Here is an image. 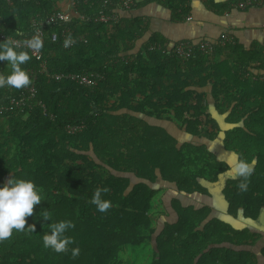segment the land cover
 I'll return each mask as SVG.
<instances>
[{"label": "trees", "instance_id": "obj_1", "mask_svg": "<svg viewBox=\"0 0 264 264\" xmlns=\"http://www.w3.org/2000/svg\"><path fill=\"white\" fill-rule=\"evenodd\" d=\"M109 1L104 7L101 0H79L77 6L91 15L116 8L118 0ZM56 4L0 0V32L25 37L32 19L59 11ZM122 20L111 30L73 17L67 25L87 41L67 49L60 39L65 24L44 25L48 70L97 72V84L38 75L35 100L43 107L33 103L0 112V183L12 175L29 179L41 195L25 217V230L13 229L0 241V264H264V245L253 248L260 234L237 218L239 207L251 219L264 210V81L242 79L237 70L246 63L227 65L224 55L235 52L233 45L215 46L213 60L199 51L182 58L152 35L139 43L147 28L141 17ZM137 43L139 52L130 61L127 54ZM16 50L30 56L25 47ZM36 66L31 56L21 65L25 71ZM10 71L0 60V75ZM17 90L0 88V105ZM213 110L232 126L221 130ZM68 125L81 128L69 133ZM238 161L252 163V172L246 191L239 188L243 176L226 181L227 212L183 203L193 193H207L203 183L217 181ZM105 187L101 198L111 206L100 212L91 200L95 189ZM44 212L50 220H43ZM59 221L74 227L64 232L73 243L58 253L45 248L42 237Z\"/></svg>", "mask_w": 264, "mask_h": 264}, {"label": "crops", "instance_id": "obj_2", "mask_svg": "<svg viewBox=\"0 0 264 264\" xmlns=\"http://www.w3.org/2000/svg\"><path fill=\"white\" fill-rule=\"evenodd\" d=\"M144 1L140 0L137 7L132 10L117 9L122 18L139 16L147 22V28L143 33L142 41L139 43L146 41L152 35L153 39L159 41V45L162 43L168 51H173L174 46L179 41L187 42L192 47H196L200 42H208L214 50L215 46L233 45L236 48L235 52L228 49L227 54L224 55L229 60L227 65L234 68L235 64L246 63L248 64L247 67L237 70L238 75L242 79L263 81L260 74L264 73V70L259 69L261 64H259L257 56H262L261 61L264 63V6H250L240 9L236 5L239 0H148V3L141 4ZM54 7L63 9L66 7V2L57 0ZM223 35L232 38L233 42L223 45L221 43ZM139 46L137 43L134 49L128 52L127 55H130L131 58L128 60H134ZM213 55L214 51L211 55L205 56H209L213 60ZM213 113L216 115L221 130H224L223 127L232 126V124L224 123V117L220 116L216 110H213ZM155 123L157 122L152 119V124ZM165 125L175 129V124L173 125L168 121L165 122ZM217 140L212 142V149L218 145ZM218 152L225 158L235 160L234 155L226 154L222 148H219ZM231 171H234V166ZM213 197L212 202L219 206L214 207V209L220 212L226 210L227 204L223 201L221 203L217 196L214 195ZM239 214L241 215V209L238 210L237 217L240 224L260 234L258 243L253 248H259V243L264 245V225L257 223L254 219L243 218ZM228 220L233 221L231 218ZM258 257L261 256L258 255Z\"/></svg>", "mask_w": 264, "mask_h": 264}, {"label": "built area", "instance_id": "obj_3", "mask_svg": "<svg viewBox=\"0 0 264 264\" xmlns=\"http://www.w3.org/2000/svg\"><path fill=\"white\" fill-rule=\"evenodd\" d=\"M66 2V7L55 11L43 19L37 20L32 19L30 33L25 37H14L5 35L0 32V41H10L15 48L25 47L30 56L37 62L35 68L27 69L26 72L29 75L31 83L27 86L19 88L16 93L9 97L7 104L0 105V112H8L12 109H21L24 107H31L32 104H40L42 107L44 104L36 99L37 89L35 85V80L38 75H44L54 81L68 80L74 82L80 86L84 87H94L97 84L100 75L97 72H50L47 67V61L43 54V46L45 43L46 33L44 30V25L61 21L64 27L60 31L61 45L63 48H70L76 41L86 42L87 39L84 35H74L70 30V23L73 17L77 16L80 20L92 21L95 23L103 22L108 25L111 30H115L117 27L123 25V20L118 14L117 9L121 10H132L137 7L140 0H118L116 3V8L110 11L99 10L91 15H86L78 9L77 1L79 0H64ZM82 3H91L93 0H80ZM102 5L105 7L110 5L109 0H101ZM237 7L244 9L250 6H264V0H239L236 3ZM71 38V43L66 47L64 45L65 39ZM39 40L41 46L37 49L31 45ZM228 42H233L232 38L227 35H223L221 38V43L225 45ZM151 48V47H150ZM195 49V50H194ZM173 51L182 58H187L194 53V51H199L205 55H211L214 48L208 42H200L196 47H192L187 42L179 41L175 46ZM264 51V50H263ZM264 81V74L261 76ZM10 86H8L9 88ZM81 126L78 125H68L67 132L74 133L78 131Z\"/></svg>", "mask_w": 264, "mask_h": 264}, {"label": "clouds", "instance_id": "obj_4", "mask_svg": "<svg viewBox=\"0 0 264 264\" xmlns=\"http://www.w3.org/2000/svg\"><path fill=\"white\" fill-rule=\"evenodd\" d=\"M71 38L65 39L64 45L67 47L70 44ZM39 48L41 46L39 40L31 45ZM152 48V47H151ZM30 59V56L25 51H17L12 45V42L4 40L0 41V60L7 61L11 71L7 75H0V88L11 86L19 89L31 83L29 75L21 67ZM236 175L243 176L244 182L239 184L241 191L247 190V177L251 174L252 168L243 161H238L234 165ZM108 188H97L93 192L91 202L97 206V210L105 212L111 206L109 200L101 198V192H107ZM41 202L40 190L37 189L33 181L29 179L19 178L12 175L5 182L0 183V241L9 238L12 235V230H25V217L32 215L33 206ZM43 220H50V214L44 212ZM74 225L71 221H59L49 225L50 232L45 233L42 237L45 248H51L55 252H63L69 244L73 243L71 237L65 236L64 232ZM30 231L34 232V225H30ZM79 254V248L72 249V255Z\"/></svg>", "mask_w": 264, "mask_h": 264}, {"label": "flooded vegetation", "instance_id": "obj_5", "mask_svg": "<svg viewBox=\"0 0 264 264\" xmlns=\"http://www.w3.org/2000/svg\"><path fill=\"white\" fill-rule=\"evenodd\" d=\"M232 169V167H230L228 170H231ZM240 177V176H239ZM239 177H237V179L239 178ZM216 181V180H215ZM204 184V183H203ZM226 188V185L224 186V188L222 189V190H220V191H217V190H213V191H215V192H213L212 193V191H210V190H208L207 188V193H204V192H200V194L199 195H195V193H193V195H190V196H188V197H186V199H184L183 200V203H189V204H194L195 206H200V205H208V206H211V207H217L218 206V204H214L213 202H212V197L215 195V196H217V198L218 199H220V201H221V203H222V201L224 202V203H226L227 205H226V210H227V207H228V202H227V198H226V196H225V194H224V189ZM197 196V197H195V199L196 200H194V199H192V197L193 196ZM213 198H215V197H213ZM219 207V206H218ZM239 209H241L240 207H239ZM238 209V210H239ZM262 209H263V207H262ZM226 210H224V211H226ZM242 210V209H241ZM227 212V211H226ZM239 216H241V217H243V218H248V217H246V216H244L243 214H242V212H241V215L239 214ZM258 216V215H257ZM231 219H233L231 216H229ZM237 217H238V213H237ZM249 219H251V218H249Z\"/></svg>", "mask_w": 264, "mask_h": 264}, {"label": "water", "instance_id": "obj_6", "mask_svg": "<svg viewBox=\"0 0 264 264\" xmlns=\"http://www.w3.org/2000/svg\"><path fill=\"white\" fill-rule=\"evenodd\" d=\"M223 128L225 129V127H223ZM249 165H250V167L253 166L252 163H249ZM239 176L240 175H236L235 171L228 170L224 174H222L217 179V181H205L204 186L210 191H213V190L220 191L224 188V186L226 185V181L228 179H236ZM254 221H256L259 224L264 225V210L263 209H261L259 211L258 216L254 219Z\"/></svg>", "mask_w": 264, "mask_h": 264}, {"label": "rangeland", "instance_id": "obj_7", "mask_svg": "<svg viewBox=\"0 0 264 264\" xmlns=\"http://www.w3.org/2000/svg\"><path fill=\"white\" fill-rule=\"evenodd\" d=\"M223 117H224V116H223ZM157 183H158V184H160V185H161V184H163V185H164V183H163V181H162L161 179H160V180H158V181H157ZM192 199L196 200V199H195V196H193V197H192Z\"/></svg>", "mask_w": 264, "mask_h": 264}]
</instances>
